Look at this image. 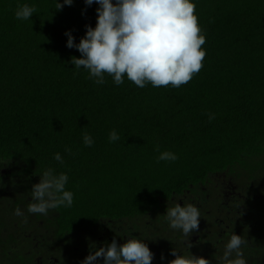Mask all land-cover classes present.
<instances>
[{"label":"trees","instance_id":"1","mask_svg":"<svg viewBox=\"0 0 264 264\" xmlns=\"http://www.w3.org/2000/svg\"><path fill=\"white\" fill-rule=\"evenodd\" d=\"M23 3L37 8L29 20L15 18ZM194 3L203 67L179 88H139L107 74L96 84L71 63L80 53L65 33L79 43L96 26V3L0 0V264H81L128 234L152 264L175 259L172 249L220 264L233 232L247 240V264H264V0ZM157 145L178 159L157 162ZM48 167L68 174L73 205L31 214ZM176 203L200 210L189 238L163 216Z\"/></svg>","mask_w":264,"mask_h":264},{"label":"clouds","instance_id":"2","mask_svg":"<svg viewBox=\"0 0 264 264\" xmlns=\"http://www.w3.org/2000/svg\"><path fill=\"white\" fill-rule=\"evenodd\" d=\"M85 5L96 3L98 7L96 26L86 25V33L79 43L74 42L70 31L66 46L76 48L80 58L73 56L71 63L79 70L88 72V79L103 85L105 75L112 77L116 85L124 83L125 77L137 87L179 88L187 84L203 67L202 61L206 51L205 35L198 24L195 14L194 0H84ZM73 0H56V9L65 5L71 6ZM37 12L35 5L18 4L15 10L17 20H29ZM214 115H209V120ZM109 142L120 139L116 130L109 133ZM83 143L87 147L94 144L91 134L83 135ZM159 152L157 162L176 161L178 156L171 151ZM65 153L71 154V148L66 147ZM54 160L63 164L64 158L57 152ZM69 176L66 172H57L48 167L40 174L38 183L32 185L31 202L27 211L31 214L47 215L49 210L60 207L70 208L74 202V193L66 189ZM15 215L23 216L20 208L15 209ZM165 217L168 226L180 231L188 237L199 228L200 210L191 203H176L167 206ZM123 244L115 239L110 244L91 252L81 264H152L154 253L143 239L128 234ZM247 246V240L242 235L233 232L224 246L220 264H247L242 248ZM95 249V245H92ZM191 245L189 244V248ZM171 250L175 259L168 264H210L202 256L179 254ZM164 260V257H161Z\"/></svg>","mask_w":264,"mask_h":264}]
</instances>
